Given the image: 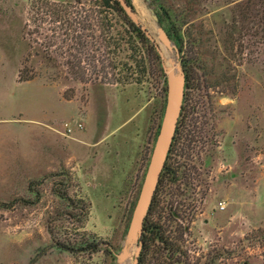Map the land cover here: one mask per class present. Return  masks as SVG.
<instances>
[{
	"label": "rangeland",
	"instance_id": "374dc122",
	"mask_svg": "<svg viewBox=\"0 0 264 264\" xmlns=\"http://www.w3.org/2000/svg\"><path fill=\"white\" fill-rule=\"evenodd\" d=\"M98 1L0 0V264H119L166 78L120 22L103 36ZM130 1L192 66L170 160L187 185L158 197L184 264H264V0Z\"/></svg>",
	"mask_w": 264,
	"mask_h": 264
},
{
	"label": "trees",
	"instance_id": "16d2710c",
	"mask_svg": "<svg viewBox=\"0 0 264 264\" xmlns=\"http://www.w3.org/2000/svg\"><path fill=\"white\" fill-rule=\"evenodd\" d=\"M126 2L129 5H132L130 0H126ZM96 6L100 9V11L98 13L94 11V14L98 15L101 13L102 19L105 21L104 27L107 28V29H103V36L111 33L110 32L111 27L116 26L120 22V26L123 27V33L127 35L128 38L135 40L136 37L140 43L147 46L148 51L152 53V55L156 58V60L159 59L153 45L144 36V34L139 29H137L135 25L128 19V17L126 16V14L124 13V11L122 10V8L120 7L119 3L116 0H99L97 5H95V7ZM115 17L118 18L116 19V22H114ZM158 18H159V23L167 33L170 40L178 46V49L181 52L182 40L180 39L178 32L175 30L173 26L170 25V23L166 22L163 19L162 13L158 15ZM108 39H113V37L111 36ZM182 66L185 73L189 77V83H190L191 80L190 73L192 66L189 65L188 61H184V60L182 61ZM72 70H73L72 74L76 76L84 75V73L80 70L78 71L76 67H72ZM104 71H105V67H102L101 71H98L96 75L100 74L101 72L102 76H104L103 75ZM127 76L128 75H125V77H123V81H124L123 83L130 81L128 80V78L130 79V77ZM33 78H34L33 73L30 74L28 71H24L23 69L20 70L18 74V79L21 82H26L32 80ZM83 78L84 77H82V79ZM117 80L116 82H118ZM185 94L186 92L184 91V99H183L181 114L177 123L175 135L165 162V166L161 172L157 189L155 191L154 197L152 199V203L150 205L149 211L143 223V233L140 239L142 243V248L137 264H148L149 262H151V260H153L152 262L153 264H184L183 256H185V253L184 251H182L179 241V239H181V235L180 237L171 235V232L168 230V226L166 225V222H171L173 221V218L179 216L178 215L179 210L174 209L173 212L169 210L167 214L162 213L161 210L164 209H161L159 207L160 202L158 197L160 196V192L163 190V187L164 185H166V183L175 186V188H177L175 190L176 192L178 191V189H180L181 184L183 186L187 185V181L184 180V176L186 175V173L180 169L181 166L179 165L175 166L170 162L171 157L173 156L176 140L178 139L179 129L183 122V118H185V113H186ZM157 211L159 214H163V216L160 215L159 216L160 218L154 221L153 215L157 213ZM106 251L109 253L108 250Z\"/></svg>",
	"mask_w": 264,
	"mask_h": 264
},
{
	"label": "water",
	"instance_id": "95a60500",
	"mask_svg": "<svg viewBox=\"0 0 264 264\" xmlns=\"http://www.w3.org/2000/svg\"><path fill=\"white\" fill-rule=\"evenodd\" d=\"M116 1L119 3L128 19L153 45L159 59L163 62L162 69L166 78L165 103L161 122L142 179L140 190L131 213L123 247L121 251L115 255L116 261L119 264H125L131 254L130 251L133 248L134 259L132 264H137L142 248L140 239L143 233V223L152 203L161 172L164 169L175 135L177 123L182 110L186 78L180 59V52L170 40L162 26H159L157 16L152 13L151 17L156 24L155 31L160 46L156 44L152 34L140 23L133 5H129L126 0ZM166 53L170 54V67L165 65L164 57ZM171 54L174 55V57H171Z\"/></svg>",
	"mask_w": 264,
	"mask_h": 264
},
{
	"label": "flooded vegetation",
	"instance_id": "af4514ba",
	"mask_svg": "<svg viewBox=\"0 0 264 264\" xmlns=\"http://www.w3.org/2000/svg\"><path fill=\"white\" fill-rule=\"evenodd\" d=\"M184 73H185V71H184ZM185 78H186V81H185V90L184 91L186 92V94H185L186 103H188L189 99H188V94L187 93H188V90H189V77H188V75L186 73H185ZM186 86H187V88H186Z\"/></svg>",
	"mask_w": 264,
	"mask_h": 264
},
{
	"label": "built area",
	"instance_id": "2783aa9c",
	"mask_svg": "<svg viewBox=\"0 0 264 264\" xmlns=\"http://www.w3.org/2000/svg\"><path fill=\"white\" fill-rule=\"evenodd\" d=\"M65 128L67 129L66 132L68 133L69 132L68 125L65 124ZM81 128H82L81 125L78 124L77 129H81Z\"/></svg>",
	"mask_w": 264,
	"mask_h": 264
}]
</instances>
